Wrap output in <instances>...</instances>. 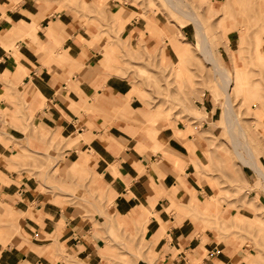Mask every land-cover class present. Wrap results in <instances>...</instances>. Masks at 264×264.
Wrapping results in <instances>:
<instances>
[{"label": "crops", "instance_id": "crops-1", "mask_svg": "<svg viewBox=\"0 0 264 264\" xmlns=\"http://www.w3.org/2000/svg\"><path fill=\"white\" fill-rule=\"evenodd\" d=\"M162 15L131 0H0V264H249L225 231L249 210L218 212V98H196L201 122H154L123 64L163 43L173 60ZM235 43L230 29L229 59ZM241 165L252 188L226 199L260 201Z\"/></svg>", "mask_w": 264, "mask_h": 264}, {"label": "rangeland", "instance_id": "rangeland-1", "mask_svg": "<svg viewBox=\"0 0 264 264\" xmlns=\"http://www.w3.org/2000/svg\"><path fill=\"white\" fill-rule=\"evenodd\" d=\"M131 1L144 11L163 14L173 33L169 42L176 56L174 55L173 60L168 63L164 61V43L153 53L138 47L133 50L134 54L128 55L127 60L123 62L125 68L130 71L132 80L139 84L142 95L147 98V103L155 112L154 122L172 115L177 118L185 116V121L189 124L195 117L196 122H201L203 115L200 111L204 112V109L198 107L196 98L204 92L218 98L219 134L215 137L216 144H213L217 148L213 162L221 179L217 181L221 195L218 200V212L221 214L223 211V203L227 207L233 205L238 209L244 206L249 210L250 213L244 209L250 217L235 214L234 224L225 231L245 250L249 264H264L263 177L253 168L256 174L252 175V185L262 192L260 201L254 191L250 194L247 204L244 200L237 204L229 203L226 199L230 196L244 197L252 186L248 185L241 174L242 159H239L233 149L231 136L222 118L224 93L220 86V76L214 72L211 63L200 51L198 32L193 21L173 8L172 3L177 5L179 0L172 1L170 5L166 0ZM181 1L182 6L193 10L206 27L211 54L236 78L230 88L232 117L242 131L239 133V139L246 141L253 151L254 161L264 170L259 162L260 154L264 159V133L260 129L264 108V8L260 5V0ZM181 25L192 31L193 34L188 37L189 41L183 38ZM150 28L149 26L148 29ZM230 29L234 30L237 43L234 44L235 52L230 50L231 59L221 50ZM239 150L245 158H249L246 149L239 146ZM79 169V165L69 167L73 172ZM245 187H248L247 191Z\"/></svg>", "mask_w": 264, "mask_h": 264}, {"label": "bare ground", "instance_id": "bare-ground-1", "mask_svg": "<svg viewBox=\"0 0 264 264\" xmlns=\"http://www.w3.org/2000/svg\"><path fill=\"white\" fill-rule=\"evenodd\" d=\"M167 3L170 5L172 1L174 0H166ZM182 1L179 0L178 4L175 5L174 2L172 3L173 8L179 12L180 14L190 18L194 23V28L198 32V38H199V44H200V51L204 55V58L209 61L214 69V72L218 73L221 79V89L224 93V110H223V119L225 121L227 130L231 136L232 140V146L239 157V159L242 161V163H248L250 164L259 175H262L263 181H264V171L260 166H258L257 162H255L254 155L252 154L253 151L249 148L246 141L239 139V133H241V128L239 127L238 123L233 119L230 104H231V95H230V88L231 85L234 83L235 79L230 71L221 64L214 55L211 54V51L209 50V42H208V35L206 32V27L202 23L201 19L197 16V14L193 10H187L184 6H182ZM184 2V1H183ZM239 146L242 147V149H246L248 151L249 155L248 159L243 156L241 151L239 150Z\"/></svg>", "mask_w": 264, "mask_h": 264}]
</instances>
